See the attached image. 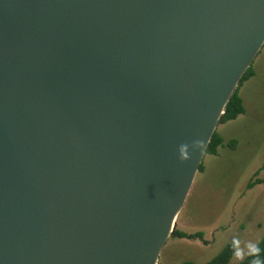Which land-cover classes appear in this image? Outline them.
I'll return each instance as SVG.
<instances>
[{"label": "water", "instance_id": "95a60500", "mask_svg": "<svg viewBox=\"0 0 264 264\" xmlns=\"http://www.w3.org/2000/svg\"><path fill=\"white\" fill-rule=\"evenodd\" d=\"M263 44L264 0H0V264H156Z\"/></svg>", "mask_w": 264, "mask_h": 264}, {"label": "rangeland", "instance_id": "374dc122", "mask_svg": "<svg viewBox=\"0 0 264 264\" xmlns=\"http://www.w3.org/2000/svg\"><path fill=\"white\" fill-rule=\"evenodd\" d=\"M253 76L238 88L244 109L234 120L216 126L222 139L215 156L204 155L174 230L189 239L171 234L156 264H205L238 237L241 247L258 243L264 234V184L246 190L249 180H263L264 169V46L251 63ZM234 141V149L226 147ZM232 255L227 264H238Z\"/></svg>", "mask_w": 264, "mask_h": 264}, {"label": "trees", "instance_id": "16d2710c", "mask_svg": "<svg viewBox=\"0 0 264 264\" xmlns=\"http://www.w3.org/2000/svg\"><path fill=\"white\" fill-rule=\"evenodd\" d=\"M263 46H264V44H263ZM253 74L254 73H253V70L251 69V66L249 68H247L245 70V72L242 74L236 89L234 90V92L230 96V98H229V100H228V102L224 108V112H223V115L221 117L220 124H223L224 122L232 121L237 116H239L243 113L244 109H243L242 104H241V99L238 96V88L241 87L243 82L247 81L250 77H252ZM234 145H235L234 141H231V142H228L226 144V147L229 149H234ZM219 146H222V139L220 138V136L215 131L213 133V135L211 136L208 145L206 146L204 155L207 154V155L215 156L217 148ZM202 169H203V167H202V164L200 163V165L198 167V172H201ZM262 169H264V163L262 164L260 169L254 173V176L257 175V173ZM260 184H264V181L258 180V179L253 180V181L249 180L245 186V189L249 190L253 186L260 185ZM172 234H176L177 236L182 237V238L188 237L189 239H196V238L201 237V235L199 233L192 234V235H186L183 232H179L176 230H173ZM258 244H259V247L261 249L260 258L262 260H264V234L261 237V239L259 240ZM232 255H233L232 243H228L221 249V251L215 257H213L211 260H209L205 264H227ZM252 259H253L252 257L246 256L245 259H243L238 264H251ZM181 264H193V263H191L189 261H185V262H182Z\"/></svg>", "mask_w": 264, "mask_h": 264}, {"label": "clouds", "instance_id": "9594fccd", "mask_svg": "<svg viewBox=\"0 0 264 264\" xmlns=\"http://www.w3.org/2000/svg\"><path fill=\"white\" fill-rule=\"evenodd\" d=\"M263 47V46H262ZM189 147L193 150L205 149V144L202 140H195L191 145L185 143L179 146V160L181 162L187 161L191 158L189 153ZM204 152V151H203ZM233 256L237 260H243L246 256L252 257L251 264H264V260L260 258L261 249L258 243L247 242L241 247V241L238 237L232 239Z\"/></svg>", "mask_w": 264, "mask_h": 264}]
</instances>
